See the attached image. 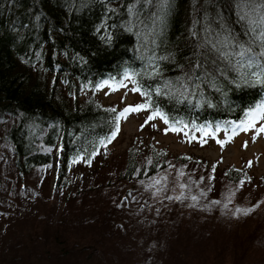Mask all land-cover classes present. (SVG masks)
<instances>
[{"label":"trees","instance_id":"16d2710c","mask_svg":"<svg viewBox=\"0 0 264 264\" xmlns=\"http://www.w3.org/2000/svg\"><path fill=\"white\" fill-rule=\"evenodd\" d=\"M238 3L168 0L161 9L160 0H0V161L6 170L0 171V181L16 192L18 185L30 187L36 175L51 207L54 196L59 202L81 203L84 185L82 195L102 199L89 225L85 220L61 224L55 220L58 211L44 216L49 230L38 225L21 249L23 255L33 256L28 264H110L121 255L109 241L110 227L121 206L131 202L130 188L136 187L132 196L144 204L149 193L143 183L173 158L166 148L154 143L141 147L134 141L124 158L110 160L108 148L121 109L100 99L96 91L103 83L132 74L141 103L151 105L145 108L149 117L159 109L168 129L226 131L233 137L254 119L264 106V83L252 75L256 68L236 66L238 57L231 64L218 61L222 73L209 65L212 76L199 82L195 96L188 80L197 59L203 60L198 45L206 26L230 29L247 45L248 26L239 20ZM202 71L197 69L196 75ZM182 83L189 87L184 96ZM146 91L152 93L150 98ZM59 149L61 172L55 195L49 196L52 162ZM176 160L194 167L208 165L204 158L183 153L176 154ZM76 169L85 175V184L77 178L72 191ZM222 173L229 183L248 178L246 169L235 164ZM227 234L218 243L222 248L213 264L226 247H232V253L225 264H264L258 249L264 241L263 224L257 222L245 232L229 229ZM200 248L199 253H208L205 242ZM68 253L60 263V255Z\"/></svg>","mask_w":264,"mask_h":264},{"label":"rangeland","instance_id":"374dc122","mask_svg":"<svg viewBox=\"0 0 264 264\" xmlns=\"http://www.w3.org/2000/svg\"><path fill=\"white\" fill-rule=\"evenodd\" d=\"M133 80L132 76L119 82L108 81L96 92L104 103L116 104L123 112L125 108L142 105V97L134 90ZM251 124L249 127L248 122L239 133L229 137L226 131L214 134L211 130L168 129L163 118L150 119L145 109L121 117L119 130L108 148L110 160L124 158L134 141L141 147L142 143H154L160 149L166 148L173 158L143 183L145 193H149L144 204L132 196L136 187L130 188L131 202L121 206L110 227L109 241L115 243L121 255L109 263L213 264L217 249L222 248L218 243L228 235L229 229L245 232L253 229L257 222L264 225V185L261 183L264 179V133L260 132L264 127V106L257 111ZM205 132L208 135H204ZM59 152L61 149L52 162L49 196L55 195L54 186L61 172ZM182 153L204 158L208 165L181 164L176 154ZM232 164L246 169L248 178L235 183L226 181L222 172ZM78 169L71 177L72 191L77 178L85 184V175L79 174ZM0 171L6 172L2 161ZM33 178L30 187L22 189L18 185L16 192L10 189L8 182L0 181V264H28L33 256L23 255L21 249L38 225L49 230L43 223L44 216L58 211L55 220L61 224L73 221L82 224L85 220L89 225L101 205L100 196L82 195L84 185L80 190L81 203H66L64 197V201L59 202L60 197L54 196L55 206L51 207L46 189L39 187L36 175ZM65 189L67 192L69 186ZM113 193L116 192L110 195ZM204 242L208 253L201 254L199 249ZM258 249L264 253V241ZM231 250L232 247H226L216 259L217 263L225 264ZM208 254L214 257L209 258ZM68 255H60V263H64Z\"/></svg>","mask_w":264,"mask_h":264},{"label":"snow or ice","instance_id":"6c2138e0","mask_svg":"<svg viewBox=\"0 0 264 264\" xmlns=\"http://www.w3.org/2000/svg\"><path fill=\"white\" fill-rule=\"evenodd\" d=\"M136 2L139 3V0H136ZM146 2L151 3V0H146ZM167 4L168 0H160L161 9L166 8ZM133 8L134 6H130L128 11L132 13ZM237 8L240 12L239 20L245 22L248 26L246 35L249 36V40L247 45L239 41L230 29L221 26L220 30L216 31L211 26H206L201 42L198 45L199 48L204 50L201 53L203 60L197 59L195 66L191 69V75L188 76V80L192 82L191 94L193 96L196 95V89L200 87L199 82L207 80L212 76V71H209V65H211L215 71L222 73L223 70L220 69L218 61H227L231 64L233 57H238L236 61V66L238 67H247L249 69L256 68L257 71L252 73V75L256 77L257 82L264 83V62H262L264 61V0H239ZM192 35L196 36L197 34L193 32ZM254 45H258L260 49L258 52L255 50ZM246 57L247 59H245ZM256 57L260 59H255ZM197 69L203 70L200 76L196 75ZM125 78L131 79L132 74H127ZM166 87L170 89L168 94H172L171 82L166 84ZM181 88L184 89L181 93V95L184 96V94L189 91L188 84L182 83ZM134 90L140 91L139 88ZM160 91V89L156 90L157 93ZM176 91H179V89H176ZM143 94L148 98L152 95L151 92L147 91ZM147 107H151V105L142 104L136 107L125 108L117 117V121L121 117L126 118V114L128 113L141 111ZM111 111L115 112L116 109H111ZM157 115L164 118L159 109H156L150 119L155 118ZM165 122H167V120ZM251 126V121H249V127ZM118 130L119 124L117 122L116 131ZM260 132L264 133V127L260 128ZM115 134L116 132H113V138ZM204 135H208V133L205 132Z\"/></svg>","mask_w":264,"mask_h":264}]
</instances>
